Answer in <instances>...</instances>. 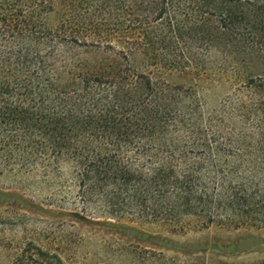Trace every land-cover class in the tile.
<instances>
[{"label": "trees", "instance_id": "16d2710c", "mask_svg": "<svg viewBox=\"0 0 264 264\" xmlns=\"http://www.w3.org/2000/svg\"><path fill=\"white\" fill-rule=\"evenodd\" d=\"M222 6L0 0V176L50 179L89 218L264 230V74L211 107L162 77L212 40L189 10L229 35ZM9 264L66 263L25 242Z\"/></svg>", "mask_w": 264, "mask_h": 264}, {"label": "rangeland", "instance_id": "374dc122", "mask_svg": "<svg viewBox=\"0 0 264 264\" xmlns=\"http://www.w3.org/2000/svg\"><path fill=\"white\" fill-rule=\"evenodd\" d=\"M200 1L216 10L223 2ZM241 1L222 6L232 23L228 36L219 34L218 18L204 14L210 19L204 25L189 10V23L210 29L212 40L192 48L185 72L162 74L171 85L198 87L209 107L227 97L231 85L264 74V0ZM70 192L39 175L0 176V264H9L25 242L57 252L66 264L264 263V230L89 218Z\"/></svg>", "mask_w": 264, "mask_h": 264}]
</instances>
